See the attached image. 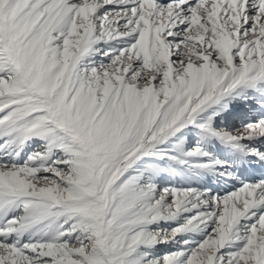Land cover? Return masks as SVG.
Here are the masks:
<instances>
[{
  "label": "snow or ice",
  "instance_id": "obj_1",
  "mask_svg": "<svg viewBox=\"0 0 264 264\" xmlns=\"http://www.w3.org/2000/svg\"><path fill=\"white\" fill-rule=\"evenodd\" d=\"M0 264H264V0H0Z\"/></svg>",
  "mask_w": 264,
  "mask_h": 264
}]
</instances>
